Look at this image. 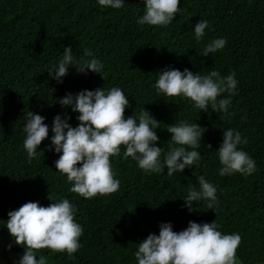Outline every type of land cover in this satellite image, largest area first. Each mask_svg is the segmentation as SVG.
Segmentation results:
<instances>
[{"label": "trees", "instance_id": "1", "mask_svg": "<svg viewBox=\"0 0 264 264\" xmlns=\"http://www.w3.org/2000/svg\"><path fill=\"white\" fill-rule=\"evenodd\" d=\"M144 4L124 0L121 9H113L98 0H0V240L11 243L21 256L24 248L15 244L3 220L29 201L49 205L50 194L75 205L74 219L84 231L81 247L71 256L41 250L48 264H137L138 242L158 235L161 223L170 222L179 232L189 221L213 220L222 234L241 236L236 250L240 264H264V0H180L181 12L167 26L139 25ZM200 19L209 27L198 42L193 29ZM217 38H226L225 47L203 56L204 47ZM66 46L76 60L85 59L83 51L90 49L104 64V79L91 71L78 73L74 66L62 83L50 77L48 71ZM168 66L201 75L235 72L238 83L228 113L200 111L190 99L158 94L157 71ZM100 87L123 90L129 99L126 116L145 107L161 121L157 146L165 153L174 146L163 129L168 124L186 121L205 127L199 164L171 177L165 176L166 168L165 175L146 174L131 157H124L122 147L118 156L110 157L120 181L117 192L88 199L70 192L66 175L56 170L60 154L47 146L54 116L66 114L75 127L79 113L63 108L58 98ZM29 110L44 116L49 126V139L38 146L43 155L38 151L31 162L23 147ZM228 128L247 138L238 147L255 160L252 174H219L217 149ZM201 175L215 185L218 204L211 210L206 200L197 207L194 202L190 212L183 198L190 185L199 188Z\"/></svg>", "mask_w": 264, "mask_h": 264}, {"label": "clouds", "instance_id": "2", "mask_svg": "<svg viewBox=\"0 0 264 264\" xmlns=\"http://www.w3.org/2000/svg\"><path fill=\"white\" fill-rule=\"evenodd\" d=\"M104 8L121 9L124 0H98ZM144 14L137 20L139 25L167 26L181 12L180 0H145ZM209 27L208 21L200 19L194 26L195 38L199 42ZM226 38H217L203 49V56L215 53L225 47ZM159 49V48H158ZM85 59L76 60L71 46L63 49V56L57 65L48 71L58 83L69 74L70 66L78 73L87 75L88 71L99 73L104 79V64L94 56L90 49H84ZM158 80L154 87L164 97H184L193 102L200 111L209 108L217 113H228L230 97L234 94L238 81L235 72L221 76L217 70L201 75L185 68L183 71L168 66L158 70ZM228 93L227 98H221ZM167 101V100H166ZM63 108L71 107L78 112L79 124L73 127L66 114L53 118L48 150L60 154L55 161L56 170L66 175L72 185L70 192L86 199L97 195L108 196L117 192L120 181L115 178L110 157L118 156L123 147L125 158L131 157L146 174L157 173L171 177L182 173L185 168L198 165L201 160L202 136L206 128L197 123L179 121L168 124L166 129L174 146L165 153L157 146L160 137L157 129H162L161 121L154 118L144 107L139 114L126 116L129 99L122 89L113 87L105 91L81 90L76 94L67 93L58 98ZM45 117L29 110L23 131V142L27 158L31 162L43 150H38L42 141L49 139V126ZM223 139L217 151L221 176L240 173L252 174L256 170L255 160L238 146L247 144V138L235 129L222 132ZM212 149L211 144L204 145ZM163 154V159L161 156ZM79 165V166H78ZM199 188L190 185L187 196L183 198L188 210L194 211V202L208 201V209L214 210L218 204L215 185L198 177ZM52 201L42 206L38 201H29L16 210L8 212L3 220L16 245L24 248L16 264H48V258L39 254L43 249L53 252L76 253L81 244L79 238L83 228L74 217L77 209L68 199L59 201L49 194ZM215 220L211 223L189 221L188 226L179 232L173 231L170 222L159 225V234L151 233L138 242L134 256L137 264H240L236 250L241 243L237 233L222 234ZM9 244L8 248L11 249Z\"/></svg>", "mask_w": 264, "mask_h": 264}, {"label": "rangeland", "instance_id": "3", "mask_svg": "<svg viewBox=\"0 0 264 264\" xmlns=\"http://www.w3.org/2000/svg\"><path fill=\"white\" fill-rule=\"evenodd\" d=\"M11 244L7 240H0V264H16L19 260L20 255L14 251V246L12 245L11 249L8 248V245Z\"/></svg>", "mask_w": 264, "mask_h": 264}]
</instances>
